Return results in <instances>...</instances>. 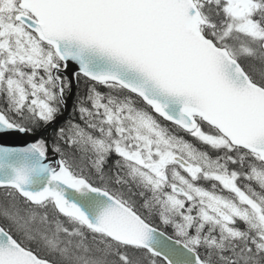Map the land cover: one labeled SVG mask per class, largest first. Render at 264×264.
I'll return each instance as SVG.
<instances>
[{"label": "snow or ice", "instance_id": "1", "mask_svg": "<svg viewBox=\"0 0 264 264\" xmlns=\"http://www.w3.org/2000/svg\"><path fill=\"white\" fill-rule=\"evenodd\" d=\"M0 264H264V0H0Z\"/></svg>", "mask_w": 264, "mask_h": 264}]
</instances>
